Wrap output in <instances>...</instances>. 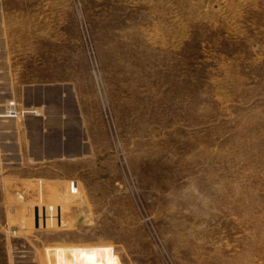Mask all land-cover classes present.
<instances>
[{
  "label": "rangeland",
  "instance_id": "374dc122",
  "mask_svg": "<svg viewBox=\"0 0 264 264\" xmlns=\"http://www.w3.org/2000/svg\"><path fill=\"white\" fill-rule=\"evenodd\" d=\"M0 264H264V0H0Z\"/></svg>",
  "mask_w": 264,
  "mask_h": 264
},
{
  "label": "built area",
  "instance_id": "2783aa9c",
  "mask_svg": "<svg viewBox=\"0 0 264 264\" xmlns=\"http://www.w3.org/2000/svg\"><path fill=\"white\" fill-rule=\"evenodd\" d=\"M71 189H75V183L73 182V183H71Z\"/></svg>",
  "mask_w": 264,
  "mask_h": 264
}]
</instances>
